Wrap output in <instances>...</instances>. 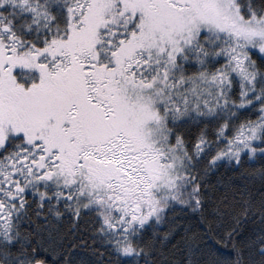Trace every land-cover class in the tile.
Instances as JSON below:
<instances>
[{"label": "snow or ice", "instance_id": "obj_1", "mask_svg": "<svg viewBox=\"0 0 264 264\" xmlns=\"http://www.w3.org/2000/svg\"><path fill=\"white\" fill-rule=\"evenodd\" d=\"M0 264H264V0H0Z\"/></svg>", "mask_w": 264, "mask_h": 264}, {"label": "trees", "instance_id": "obj_2", "mask_svg": "<svg viewBox=\"0 0 264 264\" xmlns=\"http://www.w3.org/2000/svg\"><path fill=\"white\" fill-rule=\"evenodd\" d=\"M254 166V165H253ZM231 171H239V169H224L223 174L224 178L228 179ZM233 183L235 184H241L247 182L244 178L238 177V176H232L231 177ZM255 186L259 187L260 181L256 179L254 182ZM260 227L259 221H251L244 224V233L248 234L250 232H253L254 230L258 229ZM210 244L212 245V255L216 254L217 252L223 256L228 257L234 255L231 249V243L224 245L223 243H217L215 240L210 241Z\"/></svg>", "mask_w": 264, "mask_h": 264}]
</instances>
